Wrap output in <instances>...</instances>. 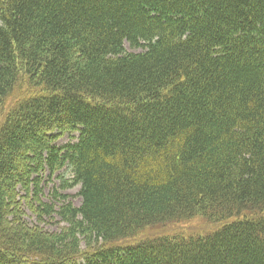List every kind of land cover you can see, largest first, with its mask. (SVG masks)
I'll list each match as a JSON object with an SVG mask.
<instances>
[{"label": "trees", "instance_id": "obj_1", "mask_svg": "<svg viewBox=\"0 0 264 264\" xmlns=\"http://www.w3.org/2000/svg\"><path fill=\"white\" fill-rule=\"evenodd\" d=\"M0 264H264V0H0Z\"/></svg>", "mask_w": 264, "mask_h": 264}, {"label": "rangeland", "instance_id": "obj_2", "mask_svg": "<svg viewBox=\"0 0 264 264\" xmlns=\"http://www.w3.org/2000/svg\"><path fill=\"white\" fill-rule=\"evenodd\" d=\"M127 52L129 53H140L143 50L142 49H132L128 45L125 46ZM78 134H67L65 135L59 142L58 146L63 147L67 145L68 143H75L77 141ZM59 175V176H58ZM56 175L53 179H49L46 175V178L44 179V182L42 184L43 188V195L42 199L45 203L54 204L57 209L63 205L62 197H59L56 195V192L61 195H69V198L67 201L72 202L76 207H79L82 203V199L78 196L80 187L72 189V190H65L62 188V180H60L61 176L66 177V179H69L70 173L66 170L62 171ZM21 195H25V193H21ZM25 205V212H26V221H28L31 225H39L42 228H44L47 231L56 232L61 229V227L64 226V224L61 223V219L58 215L53 216L52 219H45V223H39L37 221L36 215L29 209L27 204L24 202ZM198 227H204L199 221H192L190 223H182L179 225H163L160 227L155 228L153 231H151L149 234H156L159 232H177L181 233V231H184L186 233L190 232L191 230H194ZM212 231L215 230L213 226L210 227Z\"/></svg>", "mask_w": 264, "mask_h": 264}]
</instances>
